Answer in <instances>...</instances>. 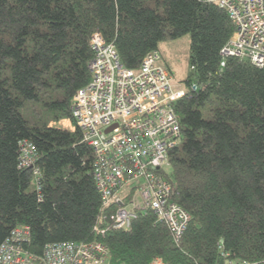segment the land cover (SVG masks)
<instances>
[{
	"label": "trees",
	"instance_id": "16d2710c",
	"mask_svg": "<svg viewBox=\"0 0 264 264\" xmlns=\"http://www.w3.org/2000/svg\"><path fill=\"white\" fill-rule=\"evenodd\" d=\"M95 32L131 70L159 41L190 36L173 103L182 136L168 155L171 198L189 216L179 241L151 211L114 229L102 205L69 110L90 81ZM232 32L208 0H0V243L27 226L36 254L75 241L102 243L105 264H222L221 252L264 263V65L221 57ZM22 141L35 148L39 189L18 167Z\"/></svg>",
	"mask_w": 264,
	"mask_h": 264
},
{
	"label": "built area",
	"instance_id": "2783aa9c",
	"mask_svg": "<svg viewBox=\"0 0 264 264\" xmlns=\"http://www.w3.org/2000/svg\"><path fill=\"white\" fill-rule=\"evenodd\" d=\"M208 1L224 9L233 26L221 57H246L263 66L264 0ZM90 46V81L74 94L69 110L82 141L93 150L92 174L102 205L114 207L111 226L128 229L138 213L151 211L179 241L189 216L171 198L165 167L182 136L173 103L184 91L156 51L131 70L122 66L115 46L99 32L91 36ZM35 160L33 145L22 141L18 167L28 171L39 189ZM136 179L142 182L120 195L125 183ZM29 241L27 226L11 229L0 243V264H105L108 258V249L100 242H52L36 254L26 248ZM220 256L222 264H264L230 259L227 252Z\"/></svg>",
	"mask_w": 264,
	"mask_h": 264
},
{
	"label": "rangeland",
	"instance_id": "374dc122",
	"mask_svg": "<svg viewBox=\"0 0 264 264\" xmlns=\"http://www.w3.org/2000/svg\"><path fill=\"white\" fill-rule=\"evenodd\" d=\"M189 49V34L174 39L165 38L159 41L157 45V52L161 56L162 62L169 68L174 81L179 85L182 84L189 73ZM58 125L73 129L72 125L67 120L59 122ZM165 170L168 173L171 171L169 166H166ZM141 182L142 179L127 181L120 191V195L128 193L132 186L140 184ZM135 192H137V189Z\"/></svg>",
	"mask_w": 264,
	"mask_h": 264
},
{
	"label": "water",
	"instance_id": "95a60500",
	"mask_svg": "<svg viewBox=\"0 0 264 264\" xmlns=\"http://www.w3.org/2000/svg\"><path fill=\"white\" fill-rule=\"evenodd\" d=\"M108 130H109V129H108ZM108 130H107V131H108ZM107 131H106V132H107Z\"/></svg>",
	"mask_w": 264,
	"mask_h": 264
}]
</instances>
